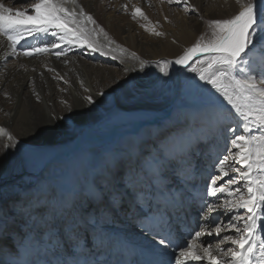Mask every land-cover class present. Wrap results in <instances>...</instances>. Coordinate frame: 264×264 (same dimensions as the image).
<instances>
[{"label":"snow or ice","instance_id":"snow-or-ice-1","mask_svg":"<svg viewBox=\"0 0 264 264\" xmlns=\"http://www.w3.org/2000/svg\"><path fill=\"white\" fill-rule=\"evenodd\" d=\"M235 2L239 11L231 18L206 22L210 39L201 36L176 59L157 65L162 76L132 53L147 86L116 81L133 93L141 88L154 92L170 78L172 66L179 65L195 74L182 85L192 111H180L163 123L148 120L119 139L89 142L62 161L44 162L35 179L25 177L13 159L24 156L30 140L21 141L0 126V138L6 141L0 144V264H264V237L257 234L264 225V0ZM161 3L182 5L186 13L198 11L189 0ZM31 13L0 2V37L9 56L51 54L60 59L67 56L64 45L101 56L112 52L96 39L107 33L98 25L89 27L96 21L77 0H36ZM131 17L148 21L140 7L133 6ZM149 24L140 27L164 34ZM49 33L56 38L52 43L17 49L28 37ZM205 53L208 57L192 66L194 57ZM55 78L69 83L58 73ZM105 95H84L75 106L61 101L66 115L50 113L41 122L46 127L34 125L31 139L55 127L80 124L83 112L103 105ZM201 114L224 139V147L209 165L197 204L201 166L188 134ZM255 129L259 135L251 134ZM219 194L222 202L206 199ZM193 213L202 219L181 240L178 221ZM224 215L227 223L221 221ZM133 232L139 237L135 243ZM206 236L220 239L205 246ZM131 256L139 258L132 261Z\"/></svg>","mask_w":264,"mask_h":264},{"label":"bare ground","instance_id":"bare-ground-1","mask_svg":"<svg viewBox=\"0 0 264 264\" xmlns=\"http://www.w3.org/2000/svg\"><path fill=\"white\" fill-rule=\"evenodd\" d=\"M135 1L138 2L136 7L141 8L146 2L155 6L161 0H116L114 6L109 5L110 0H77L84 11L96 21V25H89V27L98 25L107 33L106 38L100 34L96 39L112 50L109 55L101 56L99 53H90L86 47L64 45L63 48L67 50V56L60 59L51 54L13 57L8 55L9 49L6 40L0 37V67L7 59L13 60L10 65L0 69V126L6 127L21 141L30 140L29 144L24 145L28 163L21 164L23 157L13 158L17 160L21 173L25 177L32 174L35 179L37 174L41 175L43 164L36 172H31V170H35L31 168V160L33 155L42 148L49 150L47 155L50 158L46 162L62 161L89 142L119 139L135 132L148 120L163 123L166 118L173 117L180 111H186L187 108L181 106L182 103L179 102L184 94L179 75L183 72V68L179 65H173L170 69V75L173 78L175 75L179 78V83L175 85L177 91L172 90L171 97L165 102L158 101L152 96L153 92L145 91L143 88L135 93L132 92L131 99L124 100L119 94L124 93L127 89L118 87L116 81L123 83L124 80H134L137 84L147 86L150 82L141 79L143 73H140L139 62L132 57V53L146 61L147 67L152 69L157 76H162L157 65L166 60L176 59L197 41V34L203 30L204 25L200 17H205L207 21L222 17L228 19L239 11V5L233 0H189V3L198 11L183 16L175 27L176 30L170 32L163 29L166 23L169 25L165 19V21L149 24V27L155 25V29L162 28V30H157L164 34L156 36L153 32L145 34L139 32L140 25L149 22L144 21V23L137 24L131 17V9L127 8L125 12H122V5L130 6ZM0 2L11 7L4 0H0ZM67 7L74 6L68 4ZM161 8L164 17H167L164 5ZM55 39L50 33L28 37L21 41L20 45H17V49L22 52L41 43L50 44ZM108 40L114 41V43L108 44ZM121 48L127 51L122 53ZM112 55H115L117 59H112ZM208 55L206 53L198 55L194 57L193 62L199 57ZM122 58L124 63H121ZM49 68L55 69V71H48ZM124 69H129V71L125 73ZM57 73L69 83L64 84L63 80L56 79ZM81 82H83V88L80 86ZM84 88H88L89 92L85 93ZM100 91L106 93L103 97L105 103L97 104L91 112H83L80 124L67 129L55 127L52 131L44 132L35 139H31L34 125L46 127L41 122L46 120L50 113L66 115L64 104L61 101L75 106L84 95L92 94L95 97V94ZM34 93L39 94V100L36 99ZM97 99L100 98L97 97ZM233 127L235 128L236 125L234 124ZM239 130L242 132V127ZM188 136L194 148L196 146L205 148L208 143L211 145L215 143L216 151L219 152L224 147V139L205 122L202 114ZM4 142L6 141L0 138V144ZM214 152L213 149L212 153ZM207 167L209 166L207 165ZM198 182L200 183V180ZM197 190V200H199V196L204 193L205 186L197 187ZM206 199L211 203L222 202L224 195L207 196ZM192 218L186 219L191 227L196 226L202 219ZM221 221L227 223V215L222 216ZM184 225V220L178 222V226L182 229V240L187 239L185 228L188 227ZM219 239V237H215L210 243L215 244ZM130 240L135 243L139 237L133 232ZM222 247L224 246L222 245ZM138 258L131 256L128 259L135 261ZM188 264H206V262L189 261Z\"/></svg>","mask_w":264,"mask_h":264},{"label":"rangeland","instance_id":"rangeland-1","mask_svg":"<svg viewBox=\"0 0 264 264\" xmlns=\"http://www.w3.org/2000/svg\"><path fill=\"white\" fill-rule=\"evenodd\" d=\"M7 2L9 3V5L13 8H17V9H20V10H25L27 9L28 10V14L31 13V3H35L36 0H13V2H10L11 0H4V2ZM114 1L116 0H110V6H114ZM213 1V0H212ZM235 1V0H233ZM164 5V8L165 10L167 11V14L165 16L167 17H164L163 15V12H162V5ZM138 5V2L135 1L134 4L128 6L129 9H131V11L133 10V6H137ZM121 9H122V12H125V9L121 6ZM141 9L142 11L145 13V15L148 17V22L150 21L151 23H155V22H161V21H165V22H168L169 25L166 23L165 27L163 29H165L166 31H171V30H176L175 27L177 26L178 22L182 19L183 16H186L188 15V13H186L184 10H183V6L180 5V6H177L175 4L173 5H168L167 3H161L158 2L155 6L152 4L150 5L149 3H144L142 6H141ZM165 19V20H164ZM220 19H226L224 17L220 18ZM140 18H137V20H135V22L138 24L139 22L140 23H144L145 20H142ZM189 21V20H188ZM202 22H203V30L201 32H199L197 34V40L203 36L205 40H208L211 38V29L208 28L207 26V20L205 17H203L202 19ZM159 29V27L157 28ZM157 29H155V31H158ZM159 30H162V28H160ZM141 33L145 34V33H150V31H145L144 28L140 27V31ZM174 32V31H173ZM208 56H202V57H199L197 58L193 63H192V66H196L199 61L201 60H204L206 59ZM13 62V60L11 59H7L6 62L1 65L0 69H3V67H5L6 65H10L11 63ZM180 75V81L183 85V83L187 80H190L191 78H193L195 76L194 73H191L190 71H188L187 69H184L183 68V72L182 73H179ZM175 78H176V81H175ZM175 78H173L171 75H170V78H164V80H166L167 82L164 83V80H162L161 82V86L158 88L157 91H154L153 92V97L155 99H157L158 101L160 102H165L167 101L171 95H172V90H175L177 91V88L175 87L176 84H178L179 82V78L176 77L175 75ZM197 82L200 83V84H203L202 81H198L197 79ZM35 89V88H34ZM183 93L182 94V98L180 99L179 102L182 103L181 106L187 108L186 111H192L190 105H191V101L187 98V96L185 95V92H184V89H182ZM133 95L132 92H130L129 90H126L124 93L121 92L119 94L120 97H123L124 100H129L131 99V96ZM120 103H122L121 100H119ZM123 104V103H122ZM230 107V106H229ZM234 125V124H233ZM13 134V133H12ZM253 135H259L260 134V131L258 129H255L253 130V132L251 133ZM215 143H213L212 145L211 144H207V146L205 148H202V147H198L196 146L195 147V151L197 152V159L200 161V166H201V174H198V179L196 180V184H197V187H201V186H205L204 184L208 181L205 180V176L207 175V172L209 170H207V165H211L213 160L215 159L216 155L218 153L221 152V150L218 152L216 151V148L214 146ZM224 145V144H223ZM230 146V143L229 145ZM214 149V153H212ZM48 148H42L41 150L37 151L33 157H32V166L31 168L35 169V170H31V172H36L37 169H39V166H42V164L44 162H46V160H48V158H50V156L47 155L48 153ZM50 154V153H49ZM226 154V153H224ZM41 155V156H40ZM48 162V161H47ZM28 163L27 160H26V152L23 156V160H22V163L21 164H26ZM36 177H39V174H37ZM231 176L229 177H225L222 181H220L219 183L220 184H223V183H226V181L228 179H230ZM198 180H200V183L198 182ZM205 180V181H203ZM197 204H199V200H197ZM243 210H241L242 212ZM213 215H216L215 213ZM189 217H194L195 219L197 218V216L193 213L191 214ZM183 220L181 221H178V222H182ZM184 226H187V227H191L190 224L187 223L186 219L184 220ZM194 234V233H193ZM257 234L260 235L261 237H264V225H262L261 227H258L257 229ZM215 239L214 236H206L204 238V243L205 245H207V243H209L211 240Z\"/></svg>","mask_w":264,"mask_h":264}]
</instances>
